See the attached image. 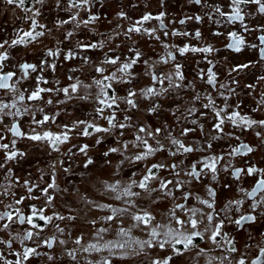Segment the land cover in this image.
Masks as SVG:
<instances>
[{
  "label": "flooded vegetation",
  "instance_id": "flooded-vegetation-1",
  "mask_svg": "<svg viewBox=\"0 0 264 264\" xmlns=\"http://www.w3.org/2000/svg\"><path fill=\"white\" fill-rule=\"evenodd\" d=\"M115 0H91L90 5L81 6L79 8L68 9V0H60L59 7L56 0H44L43 4L35 3L34 0H25L23 6H17L11 4L17 8L16 16L13 14L11 17L4 18L7 13H2L1 16L4 19L0 28V43L7 40L9 43L12 39L17 38V33L22 34L21 30L27 31L31 28V20L26 17H31L32 12H26L25 9H39L40 15L36 16L38 24L45 25V28L41 29L37 27L35 31H43L44 35L38 37L35 41H31L24 46L25 53L19 50L16 46L9 48L5 45V49H0V52L7 51L9 59L4 62L0 74L6 72H14L15 76L9 81V84H15V90L12 89H0V103L16 104V107L21 110V115H3L0 114V136L4 137L0 140V143L9 144V150L12 149V141L15 140V150L25 153L23 157L18 156L14 160L5 162V150L0 149V163H4V168H0V212H12L15 213V209L19 208L21 212L27 216L31 214V205H35L37 209L43 208L46 215H52L53 212L66 217L64 220H59L54 217L53 221L44 225L43 221L35 219V223L43 227V231L39 229H33L26 223L8 222L6 219L0 221V241H7L8 243H0V256H3L9 261H15L16 257L13 252H20L23 247H37V243L40 246L37 251L41 253L39 257H33L30 262L26 264H103L105 259L110 260L111 264H151V260L155 258H161L171 254V250L166 248L164 250L158 247L147 248L143 251L135 244H132L130 248L124 250L121 249H108L101 247V251H92L85 253L82 248L89 243H97L103 245L108 241H124L131 239L147 240L148 229L142 224L134 221L132 215L141 210L149 211L155 219L152 221V225H169L176 227L174 220L169 215V210L175 207L176 203H183L186 207H196L202 209L204 212L210 211L204 205L198 203L195 199L199 195L203 199H213L208 197L206 191V185H211L217 192L215 197V209L219 215L217 220H224L223 231L227 232L229 237L233 240L238 251L236 253H230L227 248L230 247L226 241L220 240V246L213 244L208 236L211 229L205 231L208 227V221L206 218H202V223L198 226V230L204 235V239L194 238V244L198 247L191 248L184 252L182 256L174 257L170 264H236L239 259H244L245 264H255L257 259L264 260V206L258 204L255 211L252 210L251 205L256 201H264V192H257L254 197H248L246 192L252 190L255 185V179L257 177H248L246 175L241 176L239 180H236L232 176V170L234 168L246 169L250 165H256L258 168L264 169V126L254 125L251 128L245 130L243 127L235 128L230 123L226 124L223 134L216 133L212 125L215 123L214 114L211 110L203 108V104L207 103V97H211L215 100L217 110L220 108L225 109V113H230L233 110L240 111L242 115H247L251 119L257 121L264 120V105H258V102L264 99V81L258 80V77L264 76V59L259 56L258 48H252L250 53L247 51L248 45H258L264 47L261 44L258 37L264 35V31L259 30L260 26H264V23L259 25H251L249 21L252 17L263 16L264 14L256 11V5L242 4L240 7L244 15L243 24H246L251 30L249 34L241 25V22L236 21L239 26V30H230V32H237L242 35L246 41L242 51L235 52L228 48L227 45L230 42L228 33L225 36V41L222 44V49H217L216 46L210 44L214 49L211 53L202 52H188L184 55H180L177 51L178 47H183L188 44L193 47H205L209 46L207 38L202 39L203 35H208V27L203 25L199 26L195 20L196 16H203V11H198L202 8V0L200 4L194 3L196 6L192 9L186 7L183 11L180 4H174L175 11L167 12L166 9L161 6L160 8L148 4L145 9L146 13H150L152 16L158 15L160 12H164L163 23L165 28L160 27V21L152 19L144 22V29H155V36H159V40L153 36H149L143 31L136 33L139 36H143L148 42L145 44H138L136 47L132 46L129 49H135L142 53L140 60L131 70L133 73L130 82L123 83L119 79L112 81H103L105 84H111L112 87L105 89L109 96L115 94L118 97H126L129 90H134L139 93L140 89L148 86H154L158 91L161 88L168 87V81L165 80L164 84H158L152 81L151 75H146V72L154 73L157 76H163L170 74L175 69V64L182 66L181 71L185 76V85L189 82L194 84V88L186 86L183 89L169 88L168 92L160 97H152L145 99L141 95H137L135 100L138 107L133 109L127 105L124 100H117L119 107L113 106L112 109L105 107L104 116H110L114 111L116 114V123H124L129 125L124 129H111L107 133H93L90 136H82L80 133L84 125L79 127L75 126L74 122L83 120L87 122H93L101 127H108L106 119L97 114L96 109L102 107L98 103L97 96L100 92L99 86L93 83L94 79H102V76H110L112 73H116L117 77L122 74L117 71L120 62H123L134 55L133 51H129L127 48L128 38L124 35L125 31L136 21L140 20V17L132 18L131 24L126 25L125 29H120L118 22V10L117 0L116 6H113L115 10L108 14L107 11H103L104 8H109L111 2ZM178 1V0H174ZM189 3L192 4V2ZM134 4V2L132 3ZM198 6V7H197ZM152 8V9H151ZM155 9V10H154ZM95 15L98 19L88 25L79 23L82 20L88 19L89 15ZM71 15H77L76 21H70L67 24H57V21L67 20ZM103 17H106L105 19ZM186 17H193V19H187L184 24L179 21ZM208 17V16H207ZM191 21V22H190ZM79 23V27L77 24ZM9 26V27H7ZM65 28L61 33L56 34L54 38L53 31ZM172 30L179 31L181 33L188 32V36L178 35L173 36ZM199 30L201 33V40L195 36V32ZM167 31L168 35L165 36L164 32ZM68 32H72L71 37L65 38ZM130 34V33H129ZM128 34V35H129ZM248 37L251 41H248ZM143 39V40H145ZM157 40L158 44L153 48L150 47V42ZM103 43V47L81 49L77 47L79 43ZM163 44L169 45L168 48L163 47ZM175 45L176 47H171ZM48 49L56 51L60 50V54L55 57H49L46 55ZM72 51L75 53L74 59L65 60L64 56ZM172 52L175 56V60H169L167 63L160 62L161 58L167 57V53ZM107 57L119 56L121 61L116 65L103 63ZM84 57H87L89 62L84 63ZM41 61H46L44 70L40 71ZM144 61H148V65H152L149 69L145 65ZM250 67L233 72L231 69L239 64L249 63ZM24 63H30L37 66L36 71L29 70V75L25 79L23 70L20 65ZM50 64H55V70L48 67ZM97 66L104 68V73L100 74L95 71ZM211 68L216 74V82L214 84H207V72ZM76 69V71H73ZM38 76H42L48 83H41L40 87L59 89L68 87L72 83H76L79 80L81 83L78 86L77 93H71V98L66 97L61 91H53L51 93H42L43 99L36 101H19L17 99L19 93L23 92L25 97L35 89ZM203 76V79H201ZM69 77H72L70 80ZM59 81V83H57ZM233 81H237L234 83ZM255 85V88H248L247 85ZM84 85H90V87H84ZM137 85V86H136ZM225 85V87H221ZM233 89L234 92L229 90ZM199 93L200 99L193 100L192 98ZM227 97V100L221 96ZM87 96V99H81L80 97ZM51 100L52 103H48ZM159 103L160 107L157 111L150 113L148 109L154 104ZM239 104L238 109L235 106ZM195 107L197 112L195 114H189L188 109ZM27 111H24V109ZM43 109V112L40 111ZM253 109H258L253 111ZM16 108L4 109V112L14 113ZM200 112H206L207 116H200ZM44 115L53 117L48 122L42 125L33 123V116L36 120H40ZM130 116V120H124L125 116ZM198 116L205 120L207 125L203 122H199ZM197 120V124L193 125L191 121ZM17 124L20 130L25 133V136H14L9 129L13 124ZM67 125L73 129L69 133V141L60 145V151H52L46 142H37L27 139V135H32L33 130L36 133L42 134L45 131H51L53 133H60L65 131L63 128ZM200 125H203V130L207 132H214L213 134H205L206 138L212 143L214 142L211 137L214 135L221 136L218 140L222 145L218 148L205 153V151H194L187 154H177L176 156L170 155V151H175V147L170 144L168 133L177 139L182 140L186 144L197 145L201 142L199 136L195 134L201 131ZM144 126L149 130H155L156 128H165L166 130L161 132L157 139L164 145V151H158L154 155L150 156L146 160L132 162V157L138 152L143 151V147H133L132 142L135 141L138 128ZM195 128L194 132L188 134L187 137L181 135L182 129ZM91 131V129H90ZM126 131L127 136H123L120 133ZM203 132V131H202ZM259 132L258 137L256 133ZM204 133V132H203ZM229 133L233 134L229 136ZM141 136H145L144 133H140ZM239 137V139H236ZM147 138V137H145ZM97 139L101 140V143L97 144ZM241 142L249 144L255 149L252 153L247 155L231 156L228 153L231 151V147L238 146ZM127 143L128 147L125 149L123 145ZM149 143L154 147L156 142L149 138ZM82 145H88L87 155L79 152V147ZM231 146V147H230ZM116 147L120 151L116 153H109L107 157L103 154L108 151L109 148ZM71 149V153H69ZM123 153V154H121ZM207 155H219L224 159L220 161L218 165V173L215 181L211 179V173H208L205 177L192 180L191 183H185L180 189H172L174 192V199L164 197L162 193H153L150 197L146 192L134 187L132 191L140 192L139 197L123 198L121 200H115L113 193L105 188V182L111 184L119 181L121 186H126L131 179L139 180L145 173L147 167L152 164H166L171 165L173 163L180 164V168L176 171H180L178 179L188 181L184 172L190 170V165L201 160ZM91 157L94 161L92 165L85 168V160ZM128 157L129 159H125ZM110 161V163H109ZM121 161L123 163L121 164ZM141 163L143 171H136V164ZM55 164L53 169L52 165ZM107 166V170L104 168ZM64 168H69L70 171L65 173ZM227 168V170H225ZM11 169V173L8 172ZM55 171L56 183L58 189L49 192L54 195H58L61 200L67 203L71 199L68 198L69 194H78L80 197L83 195L84 208L80 210V220L70 221L67 217H76L71 213H67L62 210L58 205L54 204V207L46 203L45 197L41 194V189L47 187V184L52 180V173ZM160 177L168 180L177 179L174 175V171L169 167L165 169L153 170ZM135 173V175H133ZM17 178H19L17 182ZM29 182V186L33 187L32 193L27 191V187L24 185V181ZM157 181H152L151 186L155 187ZM229 184V188H225V184ZM171 187V186H170ZM245 189V192H240L239 189ZM67 189V191H64ZM191 193L187 200H184L183 194ZM160 196V200L153 203V199ZM21 197H25V200L21 204H16V200ZM31 197H37L32 199ZM130 199L134 201L136 207H131L124 201ZM241 199L243 203L239 205V211H236V205L231 206L227 215L233 220L239 218L241 214H251L256 216L254 222H246L241 226H237L231 223L226 217L224 212H220V209L224 208L225 204L229 200ZM88 202L86 204L85 202ZM92 201L93 203H89ZM99 204H111L113 207L128 208V212L123 213L116 219L110 222H106L101 219L106 215H110L109 209H100L94 205ZM89 205V207H88ZM69 207V205H67ZM176 215L182 219H187L186 214L177 209ZM201 219V217H197ZM91 221H96L95 224ZM75 222V226H72ZM5 223H9L7 229L3 228ZM57 225L63 228V233L57 231ZM77 228V230H76ZM101 228H106L107 231L102 232L97 236V232ZM124 228L129 231L130 236L124 237L119 235V229ZM26 230H31L34 233L39 232L38 236H34L32 240L23 241V235ZM163 230V229H161ZM187 231H191L190 227L186 226ZM55 237L53 240L52 248H48L42 242L45 239ZM81 238V244L76 245L74 243L76 238ZM60 240H64L65 243L61 244ZM178 248H182V245H177ZM199 248L205 249L204 253L197 255ZM75 250L76 259L73 260L69 255V251ZM128 252L127 256H122V252ZM48 253L54 256L53 261H48L47 256L43 255ZM138 253V254H137ZM227 256L228 259L224 260L223 257ZM0 264H4L3 260H0Z\"/></svg>",
  "mask_w": 264,
  "mask_h": 264
},
{
  "label": "snow or ice",
  "instance_id": "snow-or-ice-1",
  "mask_svg": "<svg viewBox=\"0 0 264 264\" xmlns=\"http://www.w3.org/2000/svg\"><path fill=\"white\" fill-rule=\"evenodd\" d=\"M8 4H16L17 6H23L25 0H6ZM35 3L38 4H43L44 0H34ZM190 2H194L196 4H200L201 0H190ZM57 6L59 7L60 5V0H56ZM91 0H68V9L71 10L73 8H79L81 6H88L90 5ZM256 5V11H258L261 14H264V0H230V7H231V12L227 13L221 10V7L219 5L215 6L214 11L219 13L221 17H227L228 22L232 23L233 21H240L242 27L244 28L245 31H249L250 29L246 24H243L244 21V15L242 13L241 5ZM26 12L31 11L32 16L31 17H26V19L31 20V28L30 30L22 31V34L19 32L17 33V38L12 39L11 42L5 40L2 43H0V49H5V45H7L9 48L15 47L17 45H25L27 43H30L31 41H35L38 37L43 36L44 32L43 31H35L37 27L43 29L45 28V25L43 24H38L37 20L35 19L36 16L40 15V10L39 9H25ZM119 17H125L124 12H119L117 13ZM165 16L164 12H160L156 16H152L150 13H146L141 17L140 20L136 21L135 24H133L131 27L127 29V31L124 33V35L128 36L129 33L136 32H144L149 36H153L155 39L159 40V36H155V29H144L142 26L144 22L155 19L160 21V27L163 29L165 28V25L163 23V17ZM98 19L97 16L90 14L88 19L82 20L79 23H83L84 25H88L89 23H92ZM187 19H193V17H186L185 19L180 20L179 22L181 24H184ZM209 19H211V15H209ZM77 20V15H71L69 19L67 20H60L57 21V24H67L70 21H76ZM195 20L197 22H200L202 20L201 16H196ZM79 23L77 24V27H79ZM261 31H264V26H260ZM73 35L72 32H68L65 36L67 39L68 37H71ZM164 35L167 36L168 32L165 31ZM172 35L173 36H178V35H183V36H188V32H179L176 30H172ZM214 35H220V33H214ZM195 36L199 38L201 36V33L199 30L195 32ZM228 36L230 38V42L227 45L228 48L232 49L235 52H240L242 51L243 47L246 44V41L244 37L237 32H229ZM130 38V37H129ZM259 41L261 44H264V35H260L258 37ZM77 47L81 49H91V48H97V47H103V43H79ZM163 47L168 48L169 45L163 44ZM171 47H176L175 45H172ZM248 47L251 48H258L259 50V56L261 59H264V47H259L258 45L252 44L248 45ZM129 51H133L134 55L123 61H121V58L119 56L116 57H107L103 61V63L106 64H112L116 65L118 62H120V65L117 69L119 73L122 75L120 77H117L116 73H112L110 76H102V79H94L93 83L100 88V92L97 96L98 103L102 105V107H98L96 109V112L98 115L103 117L104 119L107 120L108 122V127H101L93 122H87L83 120L75 121L74 124L75 126L79 127L80 125H84L81 135L82 136H90L93 133H107L111 129L119 128V129H124L126 127H129V125L124 124V123H116V114L113 111L110 116H104V110L105 107L108 109H112L113 106L119 107L117 104V100H124L130 108H137L138 104L135 100V97L139 94L143 96L145 99H149L152 97H160L163 94L167 93L169 88L173 89H183L186 86H191L194 88V84L192 82H189L188 85H185L183 82L185 81V76L183 72L181 71L182 66L180 64H175V69L172 73L166 74L161 76H157L154 73L151 72H146V75H151L152 81L158 84H164V81H168V87L161 88L159 91L154 87V86H148L146 88L140 89L139 93H137L134 90H129L127 93L126 97H118L117 95L113 94L109 96L108 92L105 91V89H109L112 87V85L105 84L103 81H112V80H117L119 79L120 82L123 83H128L130 82V78H132L133 73L132 69L133 66L138 63V61L141 58L142 53L138 50L135 49H129ZM177 51L180 53V55H184L185 53L188 52H202V53H211L214 51V49L209 45L205 47H193L188 44H185L183 47H178ZM60 54V50L57 49L56 51H53L52 49H48L46 52V55L49 57H55ZM75 53L72 51H69L65 56V60L69 59H74L75 58ZM9 59V56L7 54V51L0 52V62L7 61ZM169 60H175V56L172 54V52L167 53V57L161 58L160 62L167 63ZM89 62L87 57H84V63L87 64ZM46 61H41V67L40 71L44 70V65L46 64ZM145 65L148 66L149 69L152 68V65H148V61H144ZM251 62L245 63V64H239L236 65L231 69V71L236 72L241 69H246L250 67ZM48 67L52 68L55 70L56 65L55 64H50ZM3 64L0 63V70H2ZM20 68L23 70V75L24 78L26 79L29 75V70L31 71H36L37 66L30 64V63H24L20 65ZM73 71H76V69H73ZM95 71L97 73L103 74L104 73V68L97 66L95 68ZM15 76L14 72H6L3 74H0V89H12L15 90V84L10 85L9 81L13 79ZM71 80L72 77H69ZM201 79H203V76H201ZM258 80L264 81V76L258 77ZM37 84L34 90H32L27 97L23 94V92L19 93L17 99L19 101H24L27 99L28 101H36V100H41L43 99L42 93H51L53 91H61L64 93L66 97L71 98L69 95V91L71 90V93H77L78 91V86L80 85V81L77 80L76 83L70 84L68 87L64 88H59V89H53V88H45V87H40L41 83L47 84L48 81L44 80L42 76H38L36 78ZM216 82V74L212 71L211 68L208 69L207 72V84H214ZM234 83H237V81H233ZM59 83V81H57ZM84 87H90V85H84ZM221 87H225V85H221ZM246 87L248 88H255V85L249 84ZM230 92H234L233 89L229 90ZM264 95V94H262ZM221 96L224 97L225 100H227V97L224 96V93H221ZM81 99H87V96L80 97ZM193 100H199L200 95L197 93L193 98ZM208 102L203 104V108L209 109L212 111L214 114L215 118V123H213L212 128L216 133L223 134L225 131V126L226 124L230 123L233 127L235 128H241L243 127L245 130L248 128L253 127L254 125H259V126H264V120H255L251 119L247 115H242L240 111L233 110L230 113H225L224 108H220L217 110L216 105H215V100L211 98L210 96L207 97ZM48 103H52L51 100H48ZM258 105H264V99L260 100L258 102ZM160 107L159 103L154 104L152 107L148 109L150 113L157 111V109ZM240 107L239 104L235 106L236 109ZM11 108H16V111L14 113L12 112H4V109H11ZM258 109H253V111H257ZM24 111H27L25 108ZM41 112H43V109H40ZM189 114H195L197 112V109L195 107H192L188 109ZM0 114L3 115H14V116H19L21 115V110L16 107V104H5V103H0ZM200 116H207L206 112H200ZM50 119H54L53 117H49L48 115H44L42 119L36 120L35 116H33V123L37 125H42L48 122ZM130 116H125L124 120H130ZM193 125L197 124V120L193 119L191 121ZM65 131H62L60 133H53L51 131H45L42 134L36 133L35 130H33L32 135H27V139L31 141H37V142H46L48 147L54 151V152H59L60 151V145L65 144L69 141V133L73 130L69 128L67 125L63 126ZM167 126L165 128H156L154 131L149 130L148 128L144 126H140L137 131V135L135 136V141L132 142L133 147H143L142 152H138L132 157V162L135 161H141V160H146L150 156L154 155L158 151H164L165 147L164 145L160 142L157 137L161 134V132L165 131ZM201 131H203V125H200ZM91 129V131H90ZM9 131L12 132L14 136L20 137V136H25L26 134L23 133L19 126L17 124H13ZM195 128H188L185 127L182 129L181 135L184 137H187L189 133L194 132ZM140 133H144L145 136H141ZM123 135V133H120ZM233 134L229 133V136H232ZM256 135L259 137L260 133L257 132ZM147 137V138H145ZM149 138L155 140L156 146L154 147L152 144L149 143ZM168 138L170 140V144L175 147V151H170V155L176 156L177 154H187V153H192L194 151H207L213 147L212 143L209 142L208 140H205L203 143H198L197 145H190L186 144L180 139H177L171 135V132L168 133ZM221 136L219 135H214L211 137L212 140L220 139ZM4 137L0 136V140H3ZM236 139H239V137H236ZM264 139V138H262ZM97 144L101 143L100 139H97L96 141ZM125 149H127L128 144L125 143L123 145ZM231 147V146H230ZM87 148L88 145H82L79 147V152L84 153L87 155ZM0 149L5 150V162L14 160L18 156L23 157L25 153L19 152L18 150H15V140L12 141V149L9 150V144L7 143H0ZM120 151L118 148L113 147L109 148L108 151L104 152V156L107 157L109 153H116ZM255 151L253 147H251L247 143L241 142L238 146L231 147V151L228 153V155L231 156H237V155H247L249 153H252ZM69 153H71V149H69ZM123 154V153H121ZM125 159H129L128 157H125ZM223 156L219 155H207L204 156L201 160L192 163L190 165V170H187L184 172V174L189 177L190 179L188 181L180 180L178 177L180 176V171H176V169L180 168V164L183 163V161L180 162V164L173 163L171 165H166V164H152L151 166L147 167L145 170V173L142 175V178L139 179L138 181L135 179H131L130 182L126 186H121L119 181H116L114 183H107L105 182V188L106 190H109L113 193H116L114 196L115 200H121L123 198H131V197H139L141 195L140 192H135L132 191L134 187H137L141 189L143 192H146L150 197L152 196L153 193H162L164 197H169V198H175L174 197V192L172 189H176L177 191L180 190L185 183H191L192 180H198L203 177H205L208 173H211V179L213 181L216 180L217 178V173L219 171L218 165L221 160H223ZM94 163L93 159L91 157H88L85 162H84V167L87 168L90 165ZM110 163V161H109ZM123 161H121V164ZM53 169L55 168V164L52 165ZM171 168L174 171L175 177L177 179L173 180H168L160 177L156 172L153 170H159V169H165V168ZM0 168H4V163H0ZM227 170V168H225ZM11 169H8V172L11 173ZM69 168H64V172L67 173L69 172ZM232 176L234 179L239 180L243 175H246L248 177H257L255 179V185L252 188L251 191L246 192V195L248 197H254L257 192H264V169L258 168L256 165H250L246 169H241V168H234L232 170ZM135 175V173L133 174ZM19 178H17L18 182ZM152 181H157V185L155 187L151 186ZM24 185L27 187V191L29 193H32L33 187H36L35 185L29 186V182L27 180L24 181ZM171 186V187H170ZM58 184L56 183V174L55 171L52 173V180L50 183L47 184V187L41 189V194L45 197L46 203L48 205H51L54 207V195H52L49 190H57L58 189ZM206 191L208 197H211L213 199H203L199 195L195 197V199L198 201L199 204L204 205L207 209L210 211L204 212L200 208L196 207H186L185 204L183 203H176L175 207L173 209L169 210V215L172 220H174L176 227H171L169 225H152V221L155 219V217L147 210H141L137 213H134L132 215V219L139 224H142L146 229H148V236L149 239L147 240H136V239H131V243L129 240H124L122 242L120 241H108L102 246L97 244V243H89L87 246L82 248V251L85 253H89L92 251H101V247L103 248H108V249H121L124 250L126 248H130L132 244H135L139 247L141 251L145 247L147 248H153V247H158L161 250H164L166 248H169L171 250V254L161 257V258H155L151 260V264H170V262L173 260L174 257H179L184 254V252L190 250L191 248L198 247L196 244H194V238H200L201 240L204 239V235L201 231L198 230V226L202 223V218H206L208 221V227L205 228V231H208L209 228L211 229L210 235L208 236V239L213 243L216 244L217 246H220V240L217 238L219 237L221 240L226 241L230 247L227 248V251L230 253H236L238 249L236 248L235 244L233 243V240L229 237L227 232L223 231L224 228V220H217L216 217L219 215V213L216 212V209L214 207L215 205V197L217 195L216 190L211 186V185H206ZM225 188H229V184L224 185ZM64 191H67V189H64ZM240 192H245V189L240 188ZM191 193H184L183 194V199L187 200ZM32 199H37V197H31ZM160 196H157L155 199H153V203H156L160 200ZM25 200V197H21L20 199L16 200V204H21ZM126 204H129L131 207H136V204L134 201H131L130 199H126L124 201ZM89 203H93L92 201H89ZM243 201L241 199H234V200H229L227 204H225L224 208L220 209V212L225 213V217L231 222L234 223L237 226H241L242 224H245L246 222H254L256 220V216L251 215V214H241L239 218L237 219H232L227 215L228 210L231 208V206L236 205V211H239V205H241ZM260 204L264 206V201H256L251 205V208L253 211H255L257 205ZM95 207H98L100 209H109L111 214L106 215L102 217L101 219L105 220L106 222L113 221L116 219L118 216L122 215L123 213L128 212V208H118V207H113L111 204H99V205H94ZM31 214L25 216L19 208L15 209V213L13 214L12 212H0V221L7 220L8 222H19V223H26L31 226L33 229H39L40 231H43V227L41 225L36 224L34 221L35 219H39L40 221H43L44 225L49 224L51 221H53L54 217L59 220H64L66 219L65 216L59 214L58 212H53L52 215H46L44 213V209L40 208L37 209L35 205H31ZM179 209L183 211L187 219H182L181 217L176 215V210ZM201 217V219H198L197 217ZM67 219H75V217L69 216ZM91 223L95 224L96 221H91ZM186 226L190 227L191 231L186 230ZM9 227V223H5L3 225L4 229H7ZM57 231L63 233L64 229L60 228L59 225L56 226ZM163 229V230H161ZM107 231L106 228H101L97 232V236H99L100 233ZM39 232L34 233L31 230H26L24 235H23V241H28L32 240L34 236H38ZM119 235L124 236V237H129L130 233L128 230L124 228L119 229ZM55 237L45 239L43 240V244L46 245L48 248H52L53 246V240ZM0 243H8L7 241H0ZM61 244H64V240H60ZM74 243L76 245L81 244V238H76ZM177 245H182V248H178ZM40 246V243H37V247H28L25 246L23 247V250L20 252H13V255H15L16 259L15 261H9L5 259L3 256H0V260L4 261V264H26V262H30L33 257H39L41 255L40 252L37 251V248ZM262 252H264V249H261ZM205 249L199 248V251L197 252V255H200L201 253H204ZM138 254V253H137ZM43 255L47 256L48 261H53L54 256L50 255L48 253H44ZM68 255L75 260L76 259V254L75 250L69 251ZM128 252H122V256H127ZM224 260H227L228 257L225 256L223 257ZM103 264H111L110 260L105 259L103 261ZM231 264V262H229ZM236 264H245L244 259H239ZM255 264H264V260L257 259Z\"/></svg>",
  "mask_w": 264,
  "mask_h": 264
},
{
  "label": "rangeland",
  "instance_id": "rangeland-1",
  "mask_svg": "<svg viewBox=\"0 0 264 264\" xmlns=\"http://www.w3.org/2000/svg\"><path fill=\"white\" fill-rule=\"evenodd\" d=\"M116 0L111 2L110 7H112V9H107L104 8L103 11H107L108 14H111L115 8L113 6H116L115 4ZM134 2V4H132ZM180 4L181 9H183L184 5V9L183 11L186 9V7H188L190 5L189 8H194L196 5L192 2L189 3V0H178V1H174V0H117V10L118 13L119 12H124L126 15L125 17H119L118 16V22H119V28L120 29H125L126 25L131 24L130 22L132 21V18L134 17H142L143 13H145V9L146 6L148 4L158 7L160 8L161 6H163L167 12H172L175 11V6L174 4ZM219 5L221 7V10L227 13L231 12V7H230V0H202V8L198 11H203L205 13H203L202 15V20L200 22H197V24L199 26L203 25L204 27H208L209 31H208V35H203L202 39L207 38V42H205L207 45H214L216 46L217 49H222V44L225 41V36L228 32H230V30H239V26L238 23L236 21H233L232 23L228 22L227 17H221L219 15V13L215 12V6ZM198 7V6H197ZM152 9V8H151ZM155 10V9H154ZM16 11L17 8L13 5H10L6 2V0H0V28L2 26V23L4 21V19L2 18L1 14L2 13H7V15L4 18H8L11 17V15L13 14L14 16H16ZM209 15H211V19H209ZM208 16V17H207ZM104 19L106 17H103ZM249 21V24L251 25H259L260 23H264V15L257 17L254 16L252 17ZM191 22V21H190ZM239 22V21H238ZM9 27V26H7ZM65 28V26L63 28H60L59 30H55L53 31V35L52 38H54V36H56V34L61 33V31H63V29ZM251 33V30H249ZM126 32V31H125ZM214 33H220V35H214ZM247 33L249 34V32L247 31ZM128 38V42H127V48H131L132 46H137L138 44H145L146 42H148L143 36H139L136 33H130L128 36H126ZM130 37V38H129ZM145 39V40H143ZM248 41H251V38L248 37ZM153 41L150 42V47L148 48H153L155 45L158 44L157 40L152 39ZM199 40H201V38H199ZM205 40V39H204ZM149 43V42H148ZM19 50H22L24 53V49H26L24 46H16ZM247 52L250 53V50H252L251 47H247ZM137 86V85H136ZM198 119H200L199 122H203L207 125L206 121L201 119L200 116H198ZM204 132V133H203ZM196 132L195 134H197L201 140L200 143H203L205 140H208V138H206L205 134H213L214 132H207L206 130H203ZM123 136H127V132L123 131ZM214 142H212L213 147L206 152L212 150L213 148H218L220 145H222L221 141L223 140H213ZM210 142V141H209ZM143 166L141 163L136 164V171H143ZM107 170V166L104 168V171ZM69 199H71L70 201L64 202V200H61L60 197L58 195L55 196L54 199V204L56 206H60L62 208V210H64L67 215L68 213H71L73 215H75V220L71 219L70 221H79L80 220V210L83 209L84 207V196L81 195L80 197L78 196V194H69L68 196ZM86 204H88V202H85ZM69 205V207L67 206ZM89 207V205H88ZM72 226H75V222L73 224H71ZM77 230V228H76Z\"/></svg>",
  "mask_w": 264,
  "mask_h": 264
}]
</instances>
